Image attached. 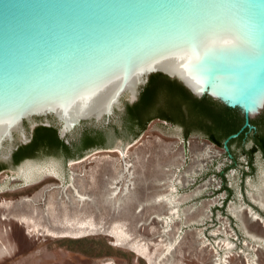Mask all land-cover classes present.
Instances as JSON below:
<instances>
[{
  "label": "rangeland",
  "instance_id": "rangeland-1",
  "mask_svg": "<svg viewBox=\"0 0 264 264\" xmlns=\"http://www.w3.org/2000/svg\"><path fill=\"white\" fill-rule=\"evenodd\" d=\"M125 111L101 125L80 123L69 134L76 143L73 157L53 144L18 164L6 161L8 146L35 133L27 121L24 136L15 132L14 142L0 145V162L8 164L0 171V264H151L131 246L146 245L155 261L164 243L177 237L162 264H215L213 245L226 235L236 243L227 264H248L241 251L249 248L256 264H264V151L255 147V130L227 148L204 131L187 135L161 118L132 130L123 126ZM85 128L103 129L105 136L97 138L105 144L79 151ZM52 164L60 176L48 171ZM173 187L180 218L166 230L165 196ZM83 221L96 233L57 236L69 230L78 236Z\"/></svg>",
  "mask_w": 264,
  "mask_h": 264
},
{
  "label": "water",
  "instance_id": "water-1",
  "mask_svg": "<svg viewBox=\"0 0 264 264\" xmlns=\"http://www.w3.org/2000/svg\"><path fill=\"white\" fill-rule=\"evenodd\" d=\"M221 23L241 38L239 51L217 53L232 45L215 37L204 47L195 42ZM158 73L244 116L228 148L245 128L255 129L251 120L264 111L263 101L252 112L247 93V84L264 83V0H0V135L21 125L0 145L14 142L15 132L24 136L26 121L33 132L58 127L71 144L80 123L101 125L125 111ZM141 76L135 94L125 89L102 115L72 125L60 115L91 108ZM33 136L8 146L5 160L13 162Z\"/></svg>",
  "mask_w": 264,
  "mask_h": 264
},
{
  "label": "trees",
  "instance_id": "trees-1",
  "mask_svg": "<svg viewBox=\"0 0 264 264\" xmlns=\"http://www.w3.org/2000/svg\"><path fill=\"white\" fill-rule=\"evenodd\" d=\"M261 115L263 117L261 121L251 120L255 126V133L252 136L255 147L264 151V113ZM122 118L123 126H132V130L137 126L139 130H144L153 119L161 118L183 126L187 135L196 130L204 131L210 141L220 146L225 144L229 136L239 132L245 124L244 116L237 110L224 107L209 98H196L179 82L161 73L151 76L139 100L134 104H127ZM249 133L252 134V131L247 127L229 142L239 138L245 139ZM82 134L84 142L79 151L105 144L97 138V135L105 136L103 129L85 128ZM53 144L58 150H68L69 157H73L75 140L72 141V145L68 144L59 137L58 127L41 125L36 128L32 141L21 145L14 152L13 163L18 164L41 151H47ZM7 165L0 162V171L6 169Z\"/></svg>",
  "mask_w": 264,
  "mask_h": 264
},
{
  "label": "bare ground",
  "instance_id": "bare-ground-1",
  "mask_svg": "<svg viewBox=\"0 0 264 264\" xmlns=\"http://www.w3.org/2000/svg\"><path fill=\"white\" fill-rule=\"evenodd\" d=\"M141 78H142V76L140 78L136 79L135 81H133L132 83L128 84L127 86L123 87L119 91L115 92L111 96L107 97L103 101L94 105L91 108L80 110V111L73 112L70 114H60V115L64 118L65 123L67 125H72L75 121L79 120L80 117H82V116L91 115V114L102 115L103 112L108 111L113 106L114 102H116L119 99L120 94L125 89L132 90L133 94H135L136 85ZM247 87H248L247 93H248V97H249V100L251 103V110H252V112H256L258 106L264 101V83H262L261 78H259L258 81L247 84ZM204 91H205L204 89L199 88V93H203ZM229 91H231L233 93H238L240 91V88L238 87V88H235V89H232ZM227 92H224V93H227ZM213 93L217 96L222 95V94H218L215 92H213ZM20 126L21 125L1 134L0 135V143L4 139H6L7 137H10L13 134V131L16 129H19ZM125 153H126V151H125ZM60 169L61 168L59 166H57L56 164H52L48 168V171L55 176H60L61 175ZM23 170H24V168H23ZM125 171H127V170H125ZM26 172L27 171H24V173H26ZM26 176H27V174H26ZM165 197H166L167 202L169 203V206H170L169 207L170 208L169 218L166 219V221H165V224H166L165 229L166 228L170 229L171 224L177 218H180V204H179V201L177 199L176 188L173 187L171 190H169V195H166ZM81 199H83V196H81ZM260 205H262V207L264 208V202L261 201ZM251 211L253 213V215H252L253 218H255L257 220H259L261 218V216L258 212L256 213L253 210H251ZM263 223H264V218H263ZM80 228H81V230H80L81 234H79L78 236H74L73 231H70V230L66 231L62 234H59L57 236L58 237H68V238L69 237L70 238H80V237H85V236H91V235L96 233V230H95L96 228H93L91 226L90 227L87 226L86 221L81 222ZM50 235H52V233ZM165 240L166 239H164V238L162 239V241H165ZM178 240L179 239L177 237L173 241L168 240L166 243H164L163 252L158 256V258L155 261H153V259L149 256L148 249H147L146 245H144V244H140V243L135 244V245L131 246V250L133 252L137 253L139 256L147 259L151 264H162V262L165 260L167 255L175 248V246L178 243ZM220 241H221V239H220ZM221 242H218V244L213 245V249L216 251V255H217L215 264H227L229 261L228 259L231 256V252L236 247V243L230 239L229 235H226V238L223 239L222 244H221ZM245 250L247 251V249H242L241 253H244L245 258H247V260H248V264H256V260H255L254 256L252 255L251 248H249V250L247 252Z\"/></svg>",
  "mask_w": 264,
  "mask_h": 264
},
{
  "label": "snow or ice",
  "instance_id": "snow-or-ice-1",
  "mask_svg": "<svg viewBox=\"0 0 264 264\" xmlns=\"http://www.w3.org/2000/svg\"><path fill=\"white\" fill-rule=\"evenodd\" d=\"M212 37H215L224 42V44L232 45V47H217L215 51L217 53L224 52H237L240 47L243 46V42L239 36L236 35L234 29L229 26L227 23H221L211 30V33H203L198 38L195 39V42L200 46L204 47L207 45L208 40ZM184 46V45H182Z\"/></svg>",
  "mask_w": 264,
  "mask_h": 264
},
{
  "label": "flooded vegetation",
  "instance_id": "flooded-vegetation-1",
  "mask_svg": "<svg viewBox=\"0 0 264 264\" xmlns=\"http://www.w3.org/2000/svg\"><path fill=\"white\" fill-rule=\"evenodd\" d=\"M234 231L236 232V231H242V230L241 229L238 230V229L235 228Z\"/></svg>",
  "mask_w": 264,
  "mask_h": 264
}]
</instances>
